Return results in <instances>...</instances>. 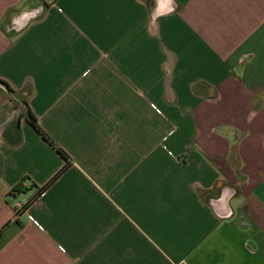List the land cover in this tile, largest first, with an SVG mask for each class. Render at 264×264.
I'll return each instance as SVG.
<instances>
[{"label":"crops","instance_id":"1","mask_svg":"<svg viewBox=\"0 0 264 264\" xmlns=\"http://www.w3.org/2000/svg\"><path fill=\"white\" fill-rule=\"evenodd\" d=\"M0 79V264H264V0H0Z\"/></svg>","mask_w":264,"mask_h":264},{"label":"trees","instance_id":"2","mask_svg":"<svg viewBox=\"0 0 264 264\" xmlns=\"http://www.w3.org/2000/svg\"><path fill=\"white\" fill-rule=\"evenodd\" d=\"M0 85H3L8 91L16 94V91H14V89L9 85L8 82L0 79ZM21 101L26 105L27 107V112L25 114L28 122L34 127V129H36L35 131H37L39 134L42 135L43 139L48 141L51 145H53V147L58 151V153H60L65 159H68V155L67 153L60 147H58V144L55 143L50 137L49 135L43 130V128L41 127V125L39 124L37 118L35 117V114L32 112V110L29 107V103L25 100V99H21ZM24 114H22L23 116ZM67 168V163H65L64 167L61 169V171H59L58 174H56L46 185L44 186H37L36 184H32L33 187H36V192L34 194V196L28 201V203H30V201H32L33 199H35L37 196L42 195L43 192L46 191V189L48 188V186L51 184V182H53V180H55L57 177H59L63 171H65ZM24 189H22L21 185H17L14 188V191L17 192H21ZM28 205V204H27ZM25 205V206H27ZM1 233V231H0Z\"/></svg>","mask_w":264,"mask_h":264},{"label":"built area","instance_id":"3","mask_svg":"<svg viewBox=\"0 0 264 264\" xmlns=\"http://www.w3.org/2000/svg\"><path fill=\"white\" fill-rule=\"evenodd\" d=\"M45 1H47V3H52V2H54V0H45ZM28 201L29 200H27V199H21V200H19L17 203H16V207H15V213H16V215H17V213H18V211H20L23 207H25V205H27L28 204Z\"/></svg>","mask_w":264,"mask_h":264}]
</instances>
